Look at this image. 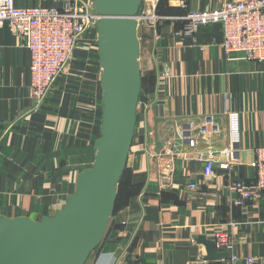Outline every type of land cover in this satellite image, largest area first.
<instances>
[{
    "label": "crops",
    "instance_id": "1",
    "mask_svg": "<svg viewBox=\"0 0 264 264\" xmlns=\"http://www.w3.org/2000/svg\"><path fill=\"white\" fill-rule=\"evenodd\" d=\"M223 2L170 0L168 19L139 33L150 74L142 79L127 178L107 225L119 230L112 240L103 238L85 264H207L197 238L215 239L217 232L233 240L237 261L264 264V197L234 205L229 189L236 180L256 179V149L264 146V60L226 54L220 22L199 25L194 38L178 34L189 12ZM78 49L34 110L28 97L30 51L0 26V218L54 216L96 159L103 68L95 52ZM231 113L238 114L237 146ZM230 147L232 155L225 152ZM208 160L216 162L212 178L204 175ZM228 161L232 168H223ZM191 182L198 184L196 191L188 188Z\"/></svg>",
    "mask_w": 264,
    "mask_h": 264
},
{
    "label": "water",
    "instance_id": "2",
    "mask_svg": "<svg viewBox=\"0 0 264 264\" xmlns=\"http://www.w3.org/2000/svg\"><path fill=\"white\" fill-rule=\"evenodd\" d=\"M142 4L143 0H95L101 15L98 35L103 68L102 131L95 145L96 159L79 174L76 192L54 216L41 221L0 218V264H85L102 242L137 126L142 90L137 16ZM197 243L205 248L202 260L207 264L231 258L229 251L219 249L216 240L204 234Z\"/></svg>",
    "mask_w": 264,
    "mask_h": 264
},
{
    "label": "built area",
    "instance_id": "3",
    "mask_svg": "<svg viewBox=\"0 0 264 264\" xmlns=\"http://www.w3.org/2000/svg\"><path fill=\"white\" fill-rule=\"evenodd\" d=\"M50 0H0V26L9 30L30 51V81L28 97L33 109H38L46 101L58 78L67 70L77 48L87 43L91 52L99 59L98 23L101 15L96 10L95 0H64L62 6L48 4ZM158 1V0H157ZM147 11L138 14L140 22L149 20L152 28L168 17L157 14L151 6L156 0H143ZM187 23L178 34L194 38L199 25L220 22L223 26V48L228 55H239L244 60H264V0H224L213 9L191 11L185 17ZM86 44V45H87ZM103 70V69H102ZM237 113H231L233 144L238 145ZM182 136L188 144L195 145L189 131L183 130ZM233 153L232 148L225 150ZM215 161H206L204 175L215 176ZM232 161L222 164L223 168H232ZM256 179L253 184L236 180L229 185L236 195L232 204L244 206L248 202L264 197V146L256 149L253 163ZM188 188L196 191L198 184L191 182ZM217 247L231 253L230 263L239 258L232 252L234 242L227 233L217 232ZM254 258L247 263L253 264Z\"/></svg>",
    "mask_w": 264,
    "mask_h": 264
},
{
    "label": "rangeland",
    "instance_id": "4",
    "mask_svg": "<svg viewBox=\"0 0 264 264\" xmlns=\"http://www.w3.org/2000/svg\"><path fill=\"white\" fill-rule=\"evenodd\" d=\"M158 3H159V1L156 3V6H155V7L151 6L152 10H154L157 14H158V12H157V6H158ZM143 11H144V12L147 11V7H146L145 3H144V5L142 4V8H141L139 14L141 15V14L143 13ZM159 15H160V14H159ZM160 23H161V22H160ZM148 25L152 28V25L150 24L149 20L143 19V20L140 22V27H139L140 37L143 36V34H144V30H145L146 26H148ZM86 44H87V43L81 45V47H79V49H80V50H82V48H88V49H90V45H89V44L86 45ZM144 44H145V43H144ZM144 44H143V47H142V56H141V58H140V67H141L142 70H143L144 77H145V80H146V78H147L148 75L150 74V71H149L150 68L148 67V64H147V62H146V56H147V50H148V48H147V45L145 46ZM77 49H78V48H77ZM79 49H78V50H79ZM75 57H76V54L74 55V57H73L72 61L70 62V64L73 62V60H74ZM52 90H53V88H52ZM52 90H51L50 93H52ZM50 93H49V95H50ZM49 95L47 96V98L49 97ZM46 100H47V99H46ZM101 108H103L102 102H101Z\"/></svg>",
    "mask_w": 264,
    "mask_h": 264
},
{
    "label": "trees",
    "instance_id": "5",
    "mask_svg": "<svg viewBox=\"0 0 264 264\" xmlns=\"http://www.w3.org/2000/svg\"><path fill=\"white\" fill-rule=\"evenodd\" d=\"M169 2H170V0H159L158 6H157L158 14L163 15V16H168L173 12L174 9H173V7L170 6ZM142 79L145 80V78H142ZM152 80H153V77H151V81ZM127 174L128 173L125 169L123 176L121 178L120 184H119V186H120L119 187V195H118V200L116 202V207L119 205V201L121 198V186H123V184L125 183V180L127 178ZM135 189H136V191H138V187H135ZM116 230H119V229L112 224L109 225V227L105 233L104 240L105 239L107 240V238L112 240L117 234Z\"/></svg>",
    "mask_w": 264,
    "mask_h": 264
}]
</instances>
